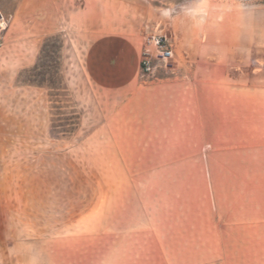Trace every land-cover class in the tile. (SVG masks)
Listing matches in <instances>:
<instances>
[{"label":"crops","instance_id":"crops-1","mask_svg":"<svg viewBox=\"0 0 264 264\" xmlns=\"http://www.w3.org/2000/svg\"><path fill=\"white\" fill-rule=\"evenodd\" d=\"M197 12L186 1L16 0L11 17L29 40L76 31L80 66L127 149L110 157L118 171L110 166L107 202L77 217L76 236L61 238L56 255H80V264H172V255H192L177 264H264V55L251 70L203 55ZM146 33L168 38L174 70L141 71Z\"/></svg>","mask_w":264,"mask_h":264},{"label":"rangeland","instance_id":"rangeland-1","mask_svg":"<svg viewBox=\"0 0 264 264\" xmlns=\"http://www.w3.org/2000/svg\"><path fill=\"white\" fill-rule=\"evenodd\" d=\"M160 1L198 11L203 55L226 54L249 70L253 56L264 55V0ZM15 3L0 0V264H80V255L54 249L76 236L79 215L107 202L110 166L118 171L109 160L127 152L124 134L80 66L76 31L58 27L29 40L12 20Z\"/></svg>","mask_w":264,"mask_h":264},{"label":"built area","instance_id":"built-area-1","mask_svg":"<svg viewBox=\"0 0 264 264\" xmlns=\"http://www.w3.org/2000/svg\"><path fill=\"white\" fill-rule=\"evenodd\" d=\"M154 64L165 71L174 70V52L165 35L146 33L141 46L140 69L144 74H149Z\"/></svg>","mask_w":264,"mask_h":264},{"label":"trees","instance_id":"trees-1","mask_svg":"<svg viewBox=\"0 0 264 264\" xmlns=\"http://www.w3.org/2000/svg\"><path fill=\"white\" fill-rule=\"evenodd\" d=\"M28 81L31 82L32 84L35 83V84H37V85L39 84V85H45V86L49 87L48 83H46V80H43V81H40V82H39V81H34V80H32V79H29Z\"/></svg>","mask_w":264,"mask_h":264}]
</instances>
